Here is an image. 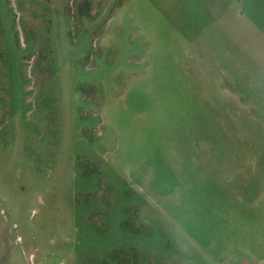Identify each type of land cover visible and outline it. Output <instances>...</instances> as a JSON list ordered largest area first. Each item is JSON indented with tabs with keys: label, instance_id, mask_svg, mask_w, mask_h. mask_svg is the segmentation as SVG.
<instances>
[{
	"label": "rangeland",
	"instance_id": "obj_1",
	"mask_svg": "<svg viewBox=\"0 0 264 264\" xmlns=\"http://www.w3.org/2000/svg\"><path fill=\"white\" fill-rule=\"evenodd\" d=\"M222 47L173 0H0V264H208L218 213L264 264V93Z\"/></svg>",
	"mask_w": 264,
	"mask_h": 264
},
{
	"label": "crops",
	"instance_id": "obj_2",
	"mask_svg": "<svg viewBox=\"0 0 264 264\" xmlns=\"http://www.w3.org/2000/svg\"><path fill=\"white\" fill-rule=\"evenodd\" d=\"M173 1L177 6L185 7L187 11L202 12V27L217 38V43L223 45L226 54H232L235 69L240 65V75H245V70H249L251 98L256 103L262 102L257 93H264V0ZM226 219L222 213L191 217L193 223L190 234L187 235L188 242L197 252L196 256L202 260L206 259L208 264L226 262L229 237L231 238L228 243L237 246L234 254H241L242 250L238 244L246 241H249L250 252L255 250L257 242L254 235L252 237L239 231L235 235L227 236ZM210 220L214 222L211 224Z\"/></svg>",
	"mask_w": 264,
	"mask_h": 264
}]
</instances>
